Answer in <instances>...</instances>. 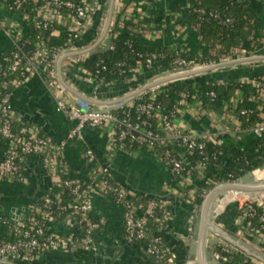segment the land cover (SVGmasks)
I'll return each mask as SVG.
<instances>
[{
    "label": "built area",
    "instance_id": "built-area-1",
    "mask_svg": "<svg viewBox=\"0 0 264 264\" xmlns=\"http://www.w3.org/2000/svg\"><path fill=\"white\" fill-rule=\"evenodd\" d=\"M186 1L188 12L198 15L197 22L190 21L191 27L197 30L204 20L209 19L226 28L234 23L232 16L203 7V0ZM100 4V0H0V32L9 43L7 48L0 50V145L3 146L0 181L28 184L30 164L36 157L41 158L52 177L48 192L39 199L40 202L30 206L26 217L7 221V232L0 237L1 257L27 262L40 260L54 252H98L94 234L102 223L92 215V198L96 189H100L123 207L125 235L129 242L144 244L146 252L155 258L157 264H177L173 250L162 237L152 233L150 226L152 221L171 219L170 202L135 195L113 178L108 165L95 167L89 181L74 179L64 154L67 142L75 139L84 141L87 128L102 130L108 137L109 154L119 151L152 153L168 167L186 196L187 187L195 177L205 179L204 162L194 164L191 158L196 152L204 155L207 142L220 144L221 135L228 133L239 142L240 133L260 135L264 130V114L263 120L256 126L243 127L240 115H248L251 110L238 109L244 100L241 90L220 109H211L212 113L222 110V116L232 119L237 126L234 130L226 128L216 134L207 132L201 135L183 121V114L192 103L203 104L197 96H192L190 101V94L182 93L175 108L169 112L156 101L171 83L202 77L209 79L210 75L223 72L230 66H219L204 73H196L198 71L219 63L264 56V37L251 36L247 43L233 47L227 53L221 52L220 44L209 46L208 53L219 57L218 61L204 62L202 56L174 51L175 58L165 68H154L158 59L166 58L164 52L157 49L142 52L139 53L141 62L129 69L132 76L126 79L124 85H118L103 74L108 69L104 60L101 59L94 70L86 68L83 63L97 50L114 49L112 39L123 33V28H128L125 22L134 25L137 20L129 7L120 3L114 27L81 45L93 25ZM130 30L132 33L133 29ZM248 64L264 66V59ZM118 65L123 67L125 62ZM72 68L88 86L108 87V90L95 91L92 95L73 94L58 77L60 69L63 75L64 69ZM126 71L123 69V73ZM34 79L45 83L57 112L71 121L67 140H54L15 108L13 98L16 91ZM237 80L261 85L249 77ZM206 94L212 100L217 97L213 91ZM253 99L260 101L261 97L254 96ZM86 154L94 157L91 149H87ZM213 188L204 192V200ZM229 194H233V198L219 210V201ZM230 203L235 204L239 212L243 230L264 244V192L251 195L229 191L217 199L214 216L217 218ZM254 218L258 219L257 225L251 221ZM56 222L69 231L56 229L53 226ZM219 246L221 249L217 255L224 261L232 262L234 254H241L244 258L240 264H264V258L240 246Z\"/></svg>",
    "mask_w": 264,
    "mask_h": 264
},
{
    "label": "crops",
    "instance_id": "crops-1",
    "mask_svg": "<svg viewBox=\"0 0 264 264\" xmlns=\"http://www.w3.org/2000/svg\"><path fill=\"white\" fill-rule=\"evenodd\" d=\"M230 1L246 8L264 26V0ZM100 2L93 25L81 45L95 35L111 30L119 14L118 6L120 3H125L137 23L123 28V32H131L132 28V33L145 45L163 46L171 51H182L193 56L207 55L210 50L209 45L202 40L199 30L191 27L192 20L188 15L186 0H100ZM8 46V40L0 32V50ZM230 66L228 68L230 74L239 71L238 67H249L251 70L264 67L251 64L243 66L240 62ZM68 70L64 69L61 75L60 69L58 77L73 94H94L85 91L84 85L87 84L75 74V68ZM13 103L27 121L45 123L42 124L44 127L48 125L46 133L54 140L58 142L67 140L72 123L57 112L43 81L34 79L20 87L14 95ZM211 109L215 110L211 106L192 103L183 114V121L190 129L201 135L207 132L216 134L226 128L236 129L237 126L231 121L232 119L222 116V110L212 113ZM84 135V141L70 140L65 147L64 154L70 167L71 177L89 181L95 167L108 165L113 178L135 195L170 202L171 219L161 222L152 221L150 226L152 233L162 237L164 243L173 250L177 264H214V260L224 264H236L218 257L217 247L223 244L240 246L245 251L264 258V244L243 230L235 204L226 205L216 220L211 218L208 220L204 229L202 220L204 196L198 194L200 180L197 177L189 183L185 196V191L177 185L168 167L152 153L119 151L111 155L108 137L104 131L87 128ZM251 136L240 133V142L246 141ZM87 149L93 150V158L86 154ZM2 154L3 146L0 145V158ZM28 176V184L8 182V185L0 186L1 196L8 197V201L16 198L11 205L0 207V237L5 236L7 232V221L26 217L33 201L47 192L46 186L50 188L52 185V177L39 157L31 161ZM18 196L23 197L19 199ZM92 200L94 204L92 215L102 223L101 228L94 234L99 246L98 257L84 259L83 255L94 254L84 250L54 252L43 256L37 264H103L105 262L110 264L109 258L121 250L124 262L119 264H157L155 258L146 252L144 244L127 240L123 207L120 204L100 189H96ZM53 226L59 231H69L58 222Z\"/></svg>",
    "mask_w": 264,
    "mask_h": 264
},
{
    "label": "trees",
    "instance_id": "trees-1",
    "mask_svg": "<svg viewBox=\"0 0 264 264\" xmlns=\"http://www.w3.org/2000/svg\"><path fill=\"white\" fill-rule=\"evenodd\" d=\"M203 7L208 10H216L223 14L230 15L234 18L231 27L226 28L214 19L204 20L199 33L202 40L209 46L215 47L222 45V53H227L233 47H238L247 43L251 36L264 37V26L251 14L246 8L232 3L230 0H203ZM192 22H197L198 15L188 12ZM127 26H133L129 21L125 22ZM114 49H109L102 53H93L83 63V65L91 70L96 68L97 63L102 59L108 69L103 74L110 80H114L118 85H124L127 78L132 76L129 73L130 68H134L141 62L139 53L153 51L155 49L166 54V58L158 59L154 68H165L170 65L176 54L174 51L166 47H156L145 45L142 40L133 35L131 32H123L112 39ZM259 46V43H257ZM261 47V46H260ZM264 52V50H263ZM220 60L219 57L211 54L203 55L202 60ZM120 62H125L123 67L119 66ZM126 69V73H123ZM249 70L245 77L256 79L261 85H253L252 83L239 82L236 74H230L229 69L223 72L214 73L209 79L204 77L191 81L175 82L166 86L156 98L157 103L161 104L165 111L173 110L177 102L181 99L182 93L197 96L198 99L206 106L214 109H220L224 104L231 102L238 90L244 92V100L238 105V109H249L251 113L248 115H240L244 128L256 126L263 120L264 114V67L261 69H249V67H238L239 72ZM235 75V76H234ZM244 76V75H243ZM224 80L223 83L219 80ZM215 92L217 97L212 100L206 93ZM261 97L260 101H255L253 97ZM220 144L207 142L204 148V155L196 152L192 156V162L197 164L204 162L205 179L200 180L198 184V194L204 195L205 191L213 188L216 184L226 181H233L241 178L250 171L264 168V130L260 135H252L246 141L236 142L233 135H221ZM146 199H150L146 197ZM36 202H40L39 200ZM262 212L261 209L258 211ZM237 214L239 212L237 211ZM254 224H258V219H251ZM247 222V221H246ZM221 246L217 247L220 251ZM233 262L240 264L243 261V255L234 254Z\"/></svg>",
    "mask_w": 264,
    "mask_h": 264
},
{
    "label": "water",
    "instance_id": "water-1",
    "mask_svg": "<svg viewBox=\"0 0 264 264\" xmlns=\"http://www.w3.org/2000/svg\"><path fill=\"white\" fill-rule=\"evenodd\" d=\"M106 50H107V48L106 49H100V50H97L96 53H102ZM258 59L259 60L264 59V56L257 57V58H247V59H243V60H233V61H228V62H224V63H219V64H216L212 67H208L206 69L198 71L196 73H204V72L212 71L213 69H215L219 66H222V67L225 66L226 67V66H230V65H233L234 63H239V62L242 63L243 66H247L248 62L258 60ZM84 86H85V91L88 93H92L95 91H107L108 90V87L96 88V87H90L88 85H84ZM19 112L24 116V114L20 110H19ZM33 123L38 124V126L42 127L45 132H48V129H47L48 125H46L45 127L43 126V125H45V123L44 124L42 123L43 125L40 124L38 121H33ZM49 134L51 135V133H49ZM48 190H49V187L46 186L45 191L48 192ZM229 191H242V192L250 193L251 195L263 193L264 192V168H259V169H256L254 171H250L247 174H245L244 176H242L236 182L221 183V184L215 186L209 192V194L207 195V197L204 200L203 210H202V220L204 223V229H205L206 224L210 218L212 220H216V217L214 216L213 208L216 205L217 199ZM47 192H44L43 195L39 199H41ZM36 201H33V203H35ZM95 253L94 254H87V256L83 255V257H84V259L85 258L88 259V257L90 259H94V258L96 259L98 256H97V252H95ZM122 253L123 252L121 250V252L110 257L109 258L110 264H119V263L124 262ZM0 261L2 263L5 261H10L11 263L15 262L17 264H21V263L33 264V263L37 262V261L24 262V261L14 260L10 257H1V256H0ZM213 263L214 264H224V263H221V262L216 261V260H214ZM103 264H106V262Z\"/></svg>",
    "mask_w": 264,
    "mask_h": 264
},
{
    "label": "flooded vegetation",
    "instance_id": "flooded-vegetation-1",
    "mask_svg": "<svg viewBox=\"0 0 264 264\" xmlns=\"http://www.w3.org/2000/svg\"><path fill=\"white\" fill-rule=\"evenodd\" d=\"M4 185H8V182L7 181H0V186L2 187V186H4ZM21 197H23V196H18V198L20 199ZM8 197H6V196H1L0 195V207H2V206H7V205H11L13 202H14V200H16V198H14V199H11L10 201H8ZM37 261H39V260H37ZM2 264H17V263H15V262H10V261H5V262H3ZM33 264H37V262L36 263H33Z\"/></svg>",
    "mask_w": 264,
    "mask_h": 264
},
{
    "label": "bare ground",
    "instance_id": "bare-ground-1",
    "mask_svg": "<svg viewBox=\"0 0 264 264\" xmlns=\"http://www.w3.org/2000/svg\"><path fill=\"white\" fill-rule=\"evenodd\" d=\"M238 195H241V194H238ZM234 196H237V194ZM232 198H233V194H229V195L225 196L223 199H221L219 201L220 204L218 205V209L221 210L223 208V206Z\"/></svg>",
    "mask_w": 264,
    "mask_h": 264
},
{
    "label": "rangeland",
    "instance_id": "rangeland-1",
    "mask_svg": "<svg viewBox=\"0 0 264 264\" xmlns=\"http://www.w3.org/2000/svg\"><path fill=\"white\" fill-rule=\"evenodd\" d=\"M231 67V66H230ZM234 70V69H233ZM247 71H249V70H246V69H244V71H235L236 73V77H238V78H241V77H245L246 76V74H247ZM244 75V76H243ZM235 76V75H234Z\"/></svg>",
    "mask_w": 264,
    "mask_h": 264
}]
</instances>
